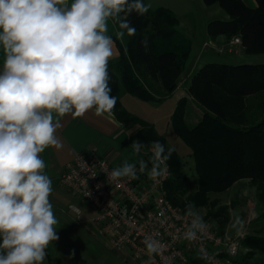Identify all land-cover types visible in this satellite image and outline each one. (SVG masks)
Returning a JSON list of instances; mask_svg holds the SVG:
<instances>
[{"label": "clouds", "instance_id": "clouds-1", "mask_svg": "<svg viewBox=\"0 0 264 264\" xmlns=\"http://www.w3.org/2000/svg\"><path fill=\"white\" fill-rule=\"evenodd\" d=\"M150 8L144 0H0V264H43L49 244L59 239L41 153L61 147L56 133L66 114L112 113L117 98L109 87L114 41L108 21L118 24L122 40L136 34L127 16ZM142 44L147 47V37ZM131 147L138 156L145 145L134 140ZM172 151L152 141L149 161L125 159L109 179H158ZM185 209L184 238L193 240L208 224L191 202ZM242 226L235 216L232 227ZM144 244L150 256L164 247L151 239Z\"/></svg>", "mask_w": 264, "mask_h": 264}, {"label": "trees", "instance_id": "trees-1", "mask_svg": "<svg viewBox=\"0 0 264 264\" xmlns=\"http://www.w3.org/2000/svg\"><path fill=\"white\" fill-rule=\"evenodd\" d=\"M203 1L208 7L218 5L229 17L208 23L210 38L240 37L246 53H264V0H255V7L245 0ZM127 19L136 34L128 36L127 46L113 38L118 57L108 65L111 95L117 98L112 113L123 123L140 126L136 139L144 142V149L156 140L166 147V138L153 124L126 110L122 97L131 95L147 103L172 97L191 55L192 41L179 29L177 14L168 8H150L144 15L132 12ZM145 37L147 47L142 44ZM187 94L202 110L201 120L189 121L187 99H183L171 124L191 151L198 186L189 192L184 162L173 150L167 160L171 171L165 185L169 199L184 211L189 202L196 208L205 207L210 194L249 180L264 206V64H206L192 77ZM260 217L264 219V212ZM211 218L217 222L211 228L224 235L231 221L230 208L223 206L204 220L207 223ZM243 246L249 249L248 257L256 252L264 255V236H246ZM188 264L204 262L191 256Z\"/></svg>", "mask_w": 264, "mask_h": 264}, {"label": "rangeland", "instance_id": "rangeland-1", "mask_svg": "<svg viewBox=\"0 0 264 264\" xmlns=\"http://www.w3.org/2000/svg\"><path fill=\"white\" fill-rule=\"evenodd\" d=\"M245 1L247 2V0ZM146 2L151 5V8L164 7L175 12L180 19L179 29L192 41L191 55L179 79L184 87H188L195 73L209 63L264 64V53H246L242 45L234 44L235 37L228 40L226 45L214 44L210 41L207 31L208 23L212 20H228L229 18L218 5L208 7L203 0H146ZM120 41L124 46H127L128 36L125 35ZM113 53L118 54L114 44ZM125 104L131 113H137L135 116L139 117L138 115H140L141 119L151 124L155 123L157 132L167 140L166 148L171 147L178 152L188 176L187 188L190 193L194 192L198 186L194 161L190 155V149L183 143L171 124L169 103L154 105L127 95ZM149 149L151 146L144 149L147 155H149ZM53 185L55 187L53 186L50 202L58 221L54 227L59 237L58 240L50 243L54 264H131L124 263L104 244L103 241L107 243V239L97 233L98 227L95 223V225L86 223V219L95 214V209L57 181ZM259 201L256 186L246 180L240 185L236 183L225 192L210 194L209 204L205 207H195V209L203 218H206L210 212L227 206L230 208L232 221L235 216H239L243 221V226L239 231L233 228L230 223L227 230L228 237L235 238L240 233L244 237L264 236V219L260 217L264 212V206L260 205ZM73 207L79 208L82 215L78 216ZM207 223L211 226L217 222L211 218L207 220ZM247 254H249V249L242 246L239 255L227 264H264L263 254L256 252L251 257H248ZM247 258L250 259L246 261ZM46 262L45 258L43 264ZM139 264L150 263L144 260Z\"/></svg>", "mask_w": 264, "mask_h": 264}, {"label": "built area", "instance_id": "built-area-1", "mask_svg": "<svg viewBox=\"0 0 264 264\" xmlns=\"http://www.w3.org/2000/svg\"><path fill=\"white\" fill-rule=\"evenodd\" d=\"M234 44L241 45V38L235 37ZM148 154L151 156V149ZM162 167L167 169L165 174L155 180L146 176L144 187L140 175L136 180L111 181L109 173L114 167L110 162L96 154H77L66 165L59 183L95 209L93 222L110 247L129 249L135 261L188 264L195 256L204 264H227L237 257L243 246L242 233L230 238L208 225L195 239L184 238L190 217L169 199L165 188L171 177L168 161ZM73 209L80 216L81 211ZM145 239L159 241L164 247L150 256Z\"/></svg>", "mask_w": 264, "mask_h": 264}, {"label": "crops", "instance_id": "crops-1", "mask_svg": "<svg viewBox=\"0 0 264 264\" xmlns=\"http://www.w3.org/2000/svg\"><path fill=\"white\" fill-rule=\"evenodd\" d=\"M247 3L252 7L256 6L255 0H247ZM118 30H119L118 24L113 20H109L107 34L112 36V38H114L116 37L115 33ZM209 39L214 44H218V43L222 45L228 44V39L224 36H220L216 39H212L209 37ZM117 57L118 54L115 55L113 53V56L110 58L109 63L114 62L117 59ZM3 59H4L3 52L2 50H0V66H2L3 64ZM188 87H184V84L182 85L179 82V86L172 97H169L161 102H154L151 104L163 105L169 103L170 116L172 118V115L177 105L183 99H187L189 121L196 123L201 120L203 112L197 106L194 100H192L191 97L188 96L187 94ZM126 96L127 95L122 97V104L124 108L128 110L127 105L125 104ZM135 114L137 113H134V115ZM138 116L141 118L140 115ZM60 120H61V127L57 130L56 135L60 139L61 147L59 149L48 148L43 153H41V157L43 158V160L47 165V167L45 168V173L51 178L52 187L54 186L53 183L55 181L59 183L60 177L62 176L66 165L69 162H71L77 154H96L102 159H105L108 162H110L114 168L120 166L125 159H128L129 162H134L138 159L149 161L151 158V156H148L145 153L144 149L141 150V153L138 156L133 153L131 144L134 140H137L136 135L140 130V126L133 125L130 123H123L119 121L113 113H104L103 115H96L95 110L92 109L83 116H74L72 114H66L65 116L61 117ZM153 125L156 126L155 123H153ZM146 176H147L146 174H140L141 184L144 187H146V183H145L147 178ZM243 181L245 182L246 180H242L237 184L240 185L241 183H244ZM81 215H82V211L80 216ZM94 216L95 214L94 215L92 214L89 218H87L86 223L95 225L93 222ZM230 223H232V220L230 221ZM230 223L228 224V227L225 230L226 231L225 235L227 236H228L227 230L229 228ZM97 231H98L97 233L101 237H103L98 229ZM103 242L116 255H118V257L124 263L125 262L131 264L140 263L138 261L133 260L129 249L116 250L110 247L107 240H106L107 243H105V241ZM46 252H47V255L45 257L47 261L46 264H54L52 253L50 250V244L46 249Z\"/></svg>", "mask_w": 264, "mask_h": 264}]
</instances>
